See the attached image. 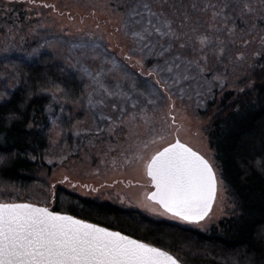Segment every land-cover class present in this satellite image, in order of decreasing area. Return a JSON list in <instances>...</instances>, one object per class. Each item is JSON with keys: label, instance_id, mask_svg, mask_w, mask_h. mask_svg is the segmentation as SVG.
<instances>
[{"label": "rangeland", "instance_id": "obj_1", "mask_svg": "<svg viewBox=\"0 0 264 264\" xmlns=\"http://www.w3.org/2000/svg\"><path fill=\"white\" fill-rule=\"evenodd\" d=\"M213 4L207 15L179 29L183 47L157 69L147 64L149 51L130 39L131 27L111 0H0V100L16 85L7 61H31L44 52L84 86L69 116L56 93L42 91L48 97L51 148L49 169L40 174L46 187L37 183L35 194L60 186L201 231L235 213L209 145L208 120L195 111L213 88H239L264 66V0H238L242 14L235 3ZM69 117L67 145L61 147L59 120ZM176 138L204 156L217 176L212 207L196 222L173 216L147 198L152 186L146 165Z\"/></svg>", "mask_w": 264, "mask_h": 264}, {"label": "trees", "instance_id": "obj_2", "mask_svg": "<svg viewBox=\"0 0 264 264\" xmlns=\"http://www.w3.org/2000/svg\"><path fill=\"white\" fill-rule=\"evenodd\" d=\"M146 2L159 16L158 20L148 18L166 35L154 33L140 39L132 35H143V29H137L141 26L136 25L128 36L143 51H149L147 64L154 63L159 69L181 49L179 29L207 15L214 4L213 0ZM223 3L237 4L235 9L242 14L238 0ZM111 5L123 12V22L127 23L129 6H136L137 0H111ZM164 48L168 51L161 56ZM7 65L16 85L0 100V202L27 201L67 212L164 248L183 264H264V66L254 70L239 88H213L204 105L195 111L208 120V141L218 174L236 206L231 216L201 231L152 219L136 209L82 197L60 186L35 194L37 183L46 185L40 174L49 169L51 148L48 97L42 91L56 93L69 116L73 103L82 97L84 86L47 52L31 61L11 58ZM159 76L164 80L161 73ZM71 121L70 117L59 120L61 147L67 145L65 132L71 128Z\"/></svg>", "mask_w": 264, "mask_h": 264}, {"label": "snow or ice", "instance_id": "obj_3", "mask_svg": "<svg viewBox=\"0 0 264 264\" xmlns=\"http://www.w3.org/2000/svg\"><path fill=\"white\" fill-rule=\"evenodd\" d=\"M129 7L126 26L140 25L143 29V35L133 32V36L144 39L154 33L166 35L148 18L158 20L159 16L146 0H137L136 6ZM205 40L202 38L201 43ZM166 51L164 48L160 55ZM148 174L157 189L149 199L166 212L188 222L203 220L208 215L217 191V176L210 162L191 148L179 142L164 148L152 157ZM0 264H178V261L158 248L49 212L47 208L0 204Z\"/></svg>", "mask_w": 264, "mask_h": 264}, {"label": "water", "instance_id": "obj_4", "mask_svg": "<svg viewBox=\"0 0 264 264\" xmlns=\"http://www.w3.org/2000/svg\"><path fill=\"white\" fill-rule=\"evenodd\" d=\"M176 142H179V143L185 145L186 147L191 148L190 146H188L187 144H185V143L179 141V140L176 138L173 142H171V143L165 145V146L162 147L160 150H158L156 153H154V154L151 156V158L149 159V161H148V163H147V165H146V176L149 178V180H150V184H151V186H152V190L147 194V198H148V199H149V197H150L153 193H155V192L157 191L156 186H155V183L153 182L151 176H149V174H148V171H149V165L151 164L152 157L155 156L158 152L163 151L164 148H167V147H169L170 145L175 144ZM191 149H192V148H191ZM192 150L195 151L194 149H192ZM195 152H196L197 154L201 155V154L198 153L197 151H195ZM201 156H202V155H201ZM202 157H204V156H202ZM204 158H205V157H204ZM205 159H206V158H205ZM214 172H215V171H214ZM149 200L152 201V202H154V203H156V204H158L155 200H152V199H149ZM213 201H214V200H213ZM213 201H212V204H213ZM0 204H30V205H32V206H34V207H38V208H47L49 212H52V213H55V214H59V215H62V216H69V217H72L73 219L78 220V221H81V222H83V223H85V224L93 225V226H95V227H98V228H101V229H105V230H107V231H109V232L120 233L121 235H124V236H126V237H128V238H130V239H132V240H135V241H138V242L144 243V244H146V245H148V246H151V247L158 248V249H160V250H162V251H165V252L169 253V254L172 255L174 258H176L177 261H178V264H183V263H182V262H181V261H180V260H179V259L173 254V253H171L170 251H168V250H166V249H164V248H161V247L156 246V245H154V244H151V243H149V242H146V241H143V240L137 239V238H135V237H133V236H130V235L125 234V233H123V232H120V231H118V230L110 229V228H107V227H105V226L99 225V224H97V223H93V222H90V221H87V220H83V219L78 218V217H76V216H73V215H71V214H69V213H67V212L54 211V210H52V209H50V208H48V207H46V206H44V205H40V204H36V203H32V202H27V201H19V202H0ZM158 205L160 206V204H158ZM160 207H161V206H160ZM211 207H212V206H211ZM161 208L164 210L163 207H161ZM164 211H165V210H164ZM167 213H169V212H167ZM169 214H171V213H169ZM193 222H196V221H193Z\"/></svg>", "mask_w": 264, "mask_h": 264}]
</instances>
